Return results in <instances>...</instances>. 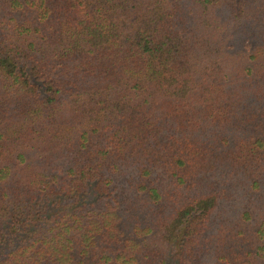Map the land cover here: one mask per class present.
Returning a JSON list of instances; mask_svg holds the SVG:
<instances>
[{
  "label": "trees",
  "instance_id": "obj_1",
  "mask_svg": "<svg viewBox=\"0 0 264 264\" xmlns=\"http://www.w3.org/2000/svg\"><path fill=\"white\" fill-rule=\"evenodd\" d=\"M0 264H264V0H0Z\"/></svg>",
  "mask_w": 264,
  "mask_h": 264
}]
</instances>
